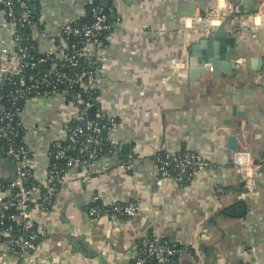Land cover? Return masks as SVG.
I'll return each mask as SVG.
<instances>
[{"label":"crops","instance_id":"obj_1","mask_svg":"<svg viewBox=\"0 0 264 264\" xmlns=\"http://www.w3.org/2000/svg\"><path fill=\"white\" fill-rule=\"evenodd\" d=\"M39 1L42 23L34 37L44 51L87 7L84 0ZM227 1L236 11L225 20L226 30L236 38L234 49L244 48L236 51L245 62L235 72L254 90L252 101L241 96L244 117L225 109L233 102L225 94L230 79L195 74L200 69H192V53L201 55L205 37L181 24L184 17L224 8ZM252 4L256 11L250 13ZM114 13L119 21L107 37L98 102L119 122L114 132L119 151L108 159L107 172L89 182L71 177L61 185L49 217L34 209L33 220L45 236L38 264H126L150 232L175 244L178 264H264V176L248 188L229 146L235 135L236 152L264 160V0H119ZM14 51L0 22V65ZM74 113L62 94L24 104L20 118L34 181L46 182L50 144ZM184 151L195 152L211 167L183 181L162 176L155 158ZM11 169L0 159V199L10 193L4 187L15 176ZM96 195L109 206L135 201L138 213L131 219L102 215L92 221L89 209ZM7 252L0 240V264H19Z\"/></svg>","mask_w":264,"mask_h":264},{"label":"built area","instance_id":"obj_2","mask_svg":"<svg viewBox=\"0 0 264 264\" xmlns=\"http://www.w3.org/2000/svg\"><path fill=\"white\" fill-rule=\"evenodd\" d=\"M16 1L19 2L18 11L14 7ZM118 1L111 0V4L107 5L108 10L105 11L103 6L106 5H99L97 0H84L87 9H89L92 15V20L81 21L82 18L87 16V13H85L80 20L63 25L59 36L52 40V47L44 51L41 50L43 56L34 60L31 57V52L32 50L35 51L36 46L32 44L30 38L23 37L18 32L19 25H28L33 30L31 39L36 41L34 32L39 28L32 21V14L28 11L29 5L20 0H0V4L6 7V11H0V22L6 27L15 44L14 53L6 54L4 56L5 63L0 65V93L5 78L9 75H19L23 62L27 60H33L30 63L31 67L37 68L40 66L43 73L41 76H30L28 79L24 75L20 76L19 87L12 96L14 103L22 99L28 101L56 94H62L67 97L68 92H71L68 90H72L74 86H79L83 92L99 90L98 81L107 63L105 55L107 38L103 34L106 32L110 34L119 21L116 22V19L112 18L113 22H111L109 19V15L114 12ZM235 11L236 7L234 4L227 1L224 8L213 7L205 15L186 16L181 20V24L186 31L201 34L205 37L218 30L224 24L227 17L233 15ZM70 38H77L78 42L69 44ZM78 44L81 45L80 48ZM81 58L87 63V66L86 70L79 74L69 75L58 67V61L61 60L65 64L64 67L74 69V67L78 66L79 59ZM94 61L97 64L95 72L90 70L93 68ZM28 81H31L32 84L29 85ZM60 84H64L67 89L61 91L59 88ZM40 88H43L44 91L49 90L46 94H43ZM71 95L72 99L69 100L68 98V100L72 103L75 113L64 122L62 135L50 144V147L54 145L58 148L55 157L58 160L64 159L65 166L58 170L57 166L50 162L44 184L29 185V180L33 178L29 149L27 145L16 147L13 144V139L19 135L16 128L20 126L24 127L22 119L19 116V119L15 120L14 113L8 112L3 105H0V142L2 140L9 142L8 149L3 154L12 160L16 170L11 184L12 189H17L15 195L16 202L12 203L18 210V216L15 218H17L18 222L24 221L30 227L33 225L38 226L33 220L35 208L46 216L50 214L55 204L51 205L54 202L53 198L57 195L61 185L71 177L75 180L89 182L93 178V175L96 176L107 172L110 169L108 159L118 154L119 151L118 142L114 137V132L119 126L118 120L111 113H108L100 103L96 104L91 99L84 98L81 92L72 93ZM93 106L95 107V116L93 119H90L89 109ZM77 119L82 120L84 124L72 128L70 123ZM105 130L107 134L103 135V131ZM80 135H85L86 141L80 144L79 158L74 159L67 152L72 149V146H63L62 142L70 141L71 143H77V137ZM101 136L107 137L111 146L108 153L104 156H98V146L102 143ZM233 154V163L236 171L241 175L246 186L250 188V182H254L259 176H264V160H252L249 153L243 150ZM155 161L158 171L162 176L172 177L178 181L191 179L194 174L211 167L208 160L192 151L173 154L164 153L157 156ZM123 165L125 166L127 163ZM174 171L176 174H173ZM41 185L46 188V191H42ZM2 200L3 198L0 199V202ZM96 202H102L101 196L96 195L94 197V203ZM107 206L109 205L103 203L102 208L97 206L90 207L89 217L91 220L96 221L100 215H113L124 219H131L139 210V204L135 201L126 202L124 205L114 203L109 207ZM1 218H5L3 214H1ZM38 229L43 234L39 226ZM2 235L7 237L3 241V244L8 249L7 254L17 259L19 264H24L25 262L27 264H38L37 257L39 254L37 253L38 246L36 244L38 235L31 233L26 238L23 236H13L9 229L0 232V237ZM169 243L170 241L159 242V239H144L142 241L144 247L143 253H139L136 250L126 264H147V258L151 256H155L159 263L167 264L170 258L179 252L175 249L174 245H170ZM11 253L17 254V256ZM142 254L145 256H142ZM3 257L4 255L0 254V259H3ZM243 264L250 263L245 262Z\"/></svg>","mask_w":264,"mask_h":264},{"label":"trees","instance_id":"obj_3","mask_svg":"<svg viewBox=\"0 0 264 264\" xmlns=\"http://www.w3.org/2000/svg\"><path fill=\"white\" fill-rule=\"evenodd\" d=\"M25 2L26 4L29 5L28 11L32 14V21H34L37 25L38 28L41 27V18H42V9H41V4L39 0H20ZM98 4L101 5L102 1L101 0H97ZM15 10H19V2L16 1L15 2ZM105 8V11L108 10L107 6H103ZM0 11H6V7H4L3 5L0 4ZM109 19L111 22H113L112 16L109 15ZM86 21V20H92V15L89 11V9H87V16H85L84 18L81 19V21ZM18 32L26 38H30L32 44H34L36 46L35 51L32 50L31 52V57L34 58V60H37L39 57L43 56V53L41 52V50H39L38 48V44L36 41H33L31 39V36L33 35V30L30 26L28 25H19L18 26ZM109 32H106L103 34L104 37H108ZM78 39L77 38H70L68 43L69 44H73V43H77ZM78 47L80 48L81 45L78 44ZM33 60H27L25 62H23V65L21 67V72L19 75H13V76H8L7 78H5V80L3 81L2 84V90L0 93V105H3L8 112L14 113L15 115V120L19 119L20 116V112L22 111L24 104L27 102L26 99H22V100H18V102H13L12 100V96L14 94V92L16 91V89L19 87V78L21 75H24L27 79L30 76H41L43 71L41 70L40 66H38L37 68H32L30 63ZM87 63H85L83 61V59H79V64L78 66L74 67V69H69L67 67H64V62L63 61H58V67L61 71L68 73L69 75H74V74H79L81 72H83L84 70H86V65ZM91 71H96L97 70V64L93 63V68L90 69ZM28 84H32L31 81H28ZM60 90H65L67 89L66 86H64V84H60L59 86ZM41 91H43V94H46V92L49 90L44 91L43 88H40ZM71 92H68L67 94V98H69V100L72 99V93H76V92H81V94L83 95L84 98L86 99H91L93 101V103L99 104L98 102V96H99V92L98 90H89L88 92H83L81 88H79V86H74V88L72 90H68ZM33 95V94H31ZM84 122L82 120H73L70 123V126L72 128L78 126V125H83ZM16 130L19 132V135L17 137H15L13 139V144L16 147H20V146H26L27 144L24 142V135H25V127L20 126L17 127ZM85 135H80L77 137L78 142L77 143H71L70 141H63L62 145L63 146H67V145H71L72 149L68 150V154L73 157L74 159L79 158L80 153H79V148H80V144L81 143H85ZM101 140L102 143L100 146H98L99 148V153L98 156H104L108 153L109 149L111 148L109 141L107 140V137L105 136H101ZM9 146V142L8 141H4L2 140L0 142V151L3 153L6 152V150L8 149ZM58 151V148L54 145H52L50 147V158H51V162L53 164H55L59 170V168H62L65 166V160L64 159H56V153ZM185 152V151H184ZM173 174H176V172L174 171ZM13 180V179H12ZM12 180L11 182L6 185V189L10 190V193L5 196L2 200V202H0V232L5 231L7 229L10 230L11 235L13 236H23V237H27L29 234L31 233H35L36 235H38V238L36 240V244L37 246L39 245L40 242H42L44 240V235L41 234L39 232L38 226L33 225V226H27L24 221L18 222L17 217L18 216V210L16 209L15 206L12 205V203L16 202L15 199V195H16V191L17 189L11 187L12 184ZM186 180V179H185ZM32 184H38V182L34 181L33 178H31L29 180V185ZM42 186V185H41ZM42 191H46V188H44L42 186ZM56 196L53 198L54 202L51 204L53 205L55 203L56 200ZM120 205H124L126 203H119ZM35 205V204H34ZM99 207L102 208L103 207V202H96V203H92L91 207ZM109 207V206H107ZM1 214L4 215V219L1 218ZM101 216V215H100ZM98 216V218L100 217ZM97 218V219H98ZM7 239L6 236L2 235L0 240L3 242ZM144 239H149V240H157V238L153 235V233H148L147 235H145L139 242L136 243V250L140 253H143V245H142V241ZM164 241H170L168 238L165 239H159V242H164ZM170 245H174L175 244L170 241L169 243ZM175 249L178 250V248L175 246ZM142 256H145L144 254H142ZM177 253L172 256L170 258V261L167 264H178L177 262ZM147 264H161L159 263L158 259L155 256H151L149 258H147Z\"/></svg>","mask_w":264,"mask_h":264},{"label":"water","instance_id":"obj_4","mask_svg":"<svg viewBox=\"0 0 264 264\" xmlns=\"http://www.w3.org/2000/svg\"><path fill=\"white\" fill-rule=\"evenodd\" d=\"M101 1L102 4L106 6H109L111 4V0ZM249 11L250 13L256 11H254L253 4L250 6ZM111 15L112 18L115 17L114 12ZM235 44L236 38L232 37L226 30L225 24H222L218 28V30L205 36L202 42L201 55L196 52L192 53L193 57H191V66L192 69H200L199 71L197 70L195 74H197L198 72L203 75H207L210 73L212 78L216 80L222 79L227 81L230 79V82L224 84L226 90L225 94H227L233 102L232 104L227 105L225 109H231V114L235 117H244L246 115V112L241 109L245 107V104H240L241 96H243L244 99L252 101L251 94L254 93V90L252 82L241 80L242 74L240 72H235V70L239 69L242 66L241 64L245 62V58L236 53V51H242L244 50V48L234 49L236 48ZM254 60H256V58H253V62ZM259 62L262 63V60H260ZM250 73L254 74V71L251 70ZM245 76L246 78H248V74H245ZM218 84L219 86L222 85L221 82H218ZM240 105L241 109L239 107ZM94 116L95 107L93 106L89 109V118L93 119ZM237 124L241 126L242 122H238ZM106 134L107 131H103V135ZM229 146L232 152L235 153L237 151L238 141L235 135H231L229 137ZM0 159L12 168L11 170L15 175L16 170L12 160L6 157L1 151ZM11 254L17 256V254Z\"/></svg>","mask_w":264,"mask_h":264}]
</instances>
